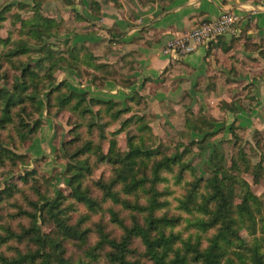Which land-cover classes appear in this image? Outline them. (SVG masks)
<instances>
[{
    "label": "trees",
    "instance_id": "trees-1",
    "mask_svg": "<svg viewBox=\"0 0 264 264\" xmlns=\"http://www.w3.org/2000/svg\"><path fill=\"white\" fill-rule=\"evenodd\" d=\"M87 1L95 7V0ZM40 9L36 1L33 17L20 19L19 38L1 53L12 66L17 58L27 57L28 61L19 65L20 75L11 86L0 85V168H14L21 160L12 146L15 138L25 140L35 131L37 122L34 125L26 118L31 115L28 105L37 103L40 112L36 94H43L49 85L46 105L75 110L80 118L92 115L99 122L106 112L116 109L111 113L115 121L126 111L111 101L104 102L106 110L95 109L96 104L104 103L70 90L66 79L57 83L59 63L78 73L81 65L88 64L106 72L105 78L114 76L109 65L99 63L85 45L74 46L65 57L66 51L47 44L46 40L59 36L60 29ZM8 42L0 38V43ZM35 53L43 54L37 64L47 61L48 66L34 68L31 57ZM64 89L67 97L61 93ZM225 108L235 111L232 103L225 102ZM131 118L123 120L120 130L126 129ZM143 120L137 119V134L127 135V150L110 147L103 153L102 145L79 131L87 127L91 132L97 122L85 127L79 119L73 129L75 137L62 147L69 159L66 192L60 188L51 195L42 183L31 184L32 172L23 177L30 186L12 182L0 191V264H264V199L232 172L238 167L237 159L233 157L228 167L224 154L208 142L215 133L202 128L198 141L199 145L207 143L201 152L210 151V173L206 178L185 181L175 207L166 173H172L175 184L180 185L186 166L181 165L180 154L166 155L149 144L153 134ZM73 148L77 149L72 152ZM93 158L96 162L106 159L112 170L108 178L89 184ZM238 159L245 164L250 161L243 151ZM252 169L257 179L258 171H264L263 167ZM237 195L239 203L234 201ZM244 230L248 238L242 235ZM71 247L79 251L70 252Z\"/></svg>",
    "mask_w": 264,
    "mask_h": 264
},
{
    "label": "rangeland",
    "instance_id": "rangeland-1",
    "mask_svg": "<svg viewBox=\"0 0 264 264\" xmlns=\"http://www.w3.org/2000/svg\"><path fill=\"white\" fill-rule=\"evenodd\" d=\"M36 1L41 4L40 11L42 14L55 20L60 29L59 36L51 37L46 40L47 44L49 43L54 50L61 52L66 51L65 57L71 55L74 46L85 45L89 47L96 57H98L99 63L109 65L110 75L114 76L112 78H105L106 72L97 70L88 64L80 66L81 72H79V74L77 70L64 68L65 65L59 63L55 71L57 83L66 79L70 90L78 93H87V99H98L101 100L102 103L111 101L116 103L119 109H126V111L115 121L111 120V113H114L116 109L106 112L103 119L99 122L94 119L92 115L80 118V115L75 113V110L71 111L68 108H61L60 105L56 106L55 104L48 107L44 96L52 85L47 86L43 94H36L40 98L39 103L42 110L40 112L37 111L36 107H38V105L37 103L35 104V102L32 104L29 103L28 105V111L31 115L26 116V118L28 121H33L34 125L36 124L35 122H37L36 129L33 133H28L25 140L15 138L12 149L17 154H20L21 160L14 168H0V191H2L7 184L12 182H16L20 186L25 184L23 177L27 173L32 172L33 175L29 178L31 184H33V182L35 184L36 182L37 184L42 183L43 190L48 188L51 195L55 194L60 188L66 192L68 189L66 185L69 179V176L66 174V168L69 159L63 152L62 147L66 141L75 137L73 129L76 123L79 122V119H82L85 127L97 122V127L94 126L91 132L87 131V127L78 130L81 131L84 137L89 136L95 142L102 145L103 153H107L110 147L114 149L117 147L121 151L127 150V135L137 134V119L138 117H143L144 124L151 128L153 134V139L148 141L149 144L158 147L166 155L172 156L180 154L182 156L181 165L186 166L184 182L180 185L175 184L174 175L172 173H166L170 178L167 187L173 191V196L170 197L173 206L176 207L177 204L175 198L181 197L184 193V188L186 186L185 181H194L201 177L206 178L210 173L208 160L210 151H207L206 154H202L201 146H207V143L199 145L198 141L203 135L202 131L204 130H202V128L206 130L209 128L207 132L215 133L208 139L211 147H215L219 152L224 154L228 167L232 166L231 159L233 157L236 158L238 167L235 169L232 168V172L240 178L245 179L250 184L253 192L264 199V171H258L259 178L257 179L252 169L253 167L264 168V108L260 110V114L253 118V121H251L252 126L243 118L238 120V122H236L237 124L230 123L219 126L221 121L226 120L225 100L219 99L216 96L209 98L204 95L205 90L197 89L194 95H192L190 91H188V88H186L178 93L181 96L171 97L169 96L170 94H168V97L166 96L164 99L161 98L158 103L155 101L156 99L145 97L146 94H141L137 89L131 90V92L127 91L126 94L109 92L108 90H110V88L108 89L106 87V81L108 80L114 81L116 86H120L124 89L134 84L135 80L132 77V70L135 69V66L128 64L123 69L121 68L122 70L118 69L114 63H110V60H104L105 55H107L106 51L102 52L104 55H96L93 51V47L89 46L87 43L73 44L72 38L68 37V35L71 31L80 27V22H77V24L73 26L68 18H64V5H79L80 1L62 0L64 5H61V10L59 11L55 4L49 2L50 0H33L31 3H27L23 0H18L17 2H15V0H0V38L9 40L6 45L0 43L2 44L0 45V85L7 84L11 86L12 83L15 82L16 76L20 75L21 68L19 65L22 62L26 63L28 61L27 57L17 58L12 66L8 60L1 57V53L6 49L4 46L11 47V43L19 38L17 30L21 27L20 19L25 20L33 17L32 7ZM95 1V7H91L89 1H87V7L97 23L101 22L107 5L114 3L119 6L121 3L119 0ZM155 2L156 0H136L134 3L141 7H146ZM68 9L69 12L67 13H69L70 16H72L73 13L78 14V11L73 7H69ZM240 17L243 19V16ZM81 24L82 26L84 25L83 23ZM87 29L90 32H97L98 30H104L105 32V29L97 27L96 25L90 26ZM105 48L110 50L108 46H105ZM259 48L260 47H258V50ZM40 57H43V54L35 53L31 57L34 60L32 64L34 68L37 67L36 65L44 68L48 66L47 61H44L42 64H37ZM167 79V77L163 78L165 82H168ZM176 84L177 83L174 82L173 85H170L172 88L170 90H176L174 87ZM240 84L242 87L240 88L243 91L245 89L248 93H246L245 98L240 96L237 98L235 96L232 101H240L242 105H253L252 108H254L258 101L249 91V85L245 87L244 82ZM198 85L200 86L201 84ZM170 86L165 87L170 88ZM161 87H164L163 81L151 84L152 92H150V94L155 93ZM61 93H65L63 97L68 96L66 89L62 90ZM110 95L117 97H111ZM104 104L103 106L96 104L95 109L104 110L105 108L106 110V104ZM238 105L239 108H243L239 103ZM235 116L237 117L238 114ZM130 117H132V121L126 129L120 130L123 120ZM201 120L207 124L202 123ZM102 125L104 126L102 127ZM80 145L81 143L78 144V146ZM74 148L72 152L77 149ZM240 151H243L249 158L250 161H248V164L238 159ZM91 162L93 172L89 176L90 179L87 180L89 184L94 180L104 179L110 176L112 167L106 159L96 162L95 158H93ZM178 169L179 167H176V171ZM46 180L47 182L45 183ZM25 185L30 186V184ZM95 193L97 194V192ZM32 198L34 199L35 196H32ZM234 201L235 203H239L240 197L237 195ZM241 233L244 237H249L246 230ZM95 239L96 235L92 236L91 243H94ZM78 251L79 249L76 247L70 248V252Z\"/></svg>",
    "mask_w": 264,
    "mask_h": 264
},
{
    "label": "crops",
    "instance_id": "crops-1",
    "mask_svg": "<svg viewBox=\"0 0 264 264\" xmlns=\"http://www.w3.org/2000/svg\"><path fill=\"white\" fill-rule=\"evenodd\" d=\"M23 1L31 3L33 0ZM76 1L80 4L67 6L62 0L49 1L59 11L64 5V18H68L73 26L80 22L81 28L68 35L73 44L87 43L96 55H104L102 52L106 51L104 60H110L118 69L128 64L135 66L132 70L135 83L124 89L108 80L106 87L110 88L109 92L126 94L137 89L158 103L168 94L171 97L181 96L178 93L186 88L192 95L197 89L205 90L204 95L209 98L216 96L234 104L235 111L227 109L226 120L221 121L219 126L237 124L242 118L252 126L251 121L264 108V0H156L146 7L134 3L136 0H119V6L110 3L105 7L100 23L92 17L87 0ZM69 7L76 9L78 14L70 16L67 13ZM225 10L243 16L238 37H220L181 58L175 59L163 52L170 40L203 22L218 19ZM93 25L105 29V32L88 31L87 28ZM164 77L168 78V82L163 80ZM160 81H163L164 87L150 94L151 84ZM174 82L177 83L174 85L176 90L172 91L170 85ZM243 82L245 87L249 85V91L258 101L254 108L253 105L232 101L235 96L246 97L248 92L240 86ZM238 103L243 108H239Z\"/></svg>",
    "mask_w": 264,
    "mask_h": 264
},
{
    "label": "built area",
    "instance_id": "built-area-1",
    "mask_svg": "<svg viewBox=\"0 0 264 264\" xmlns=\"http://www.w3.org/2000/svg\"><path fill=\"white\" fill-rule=\"evenodd\" d=\"M242 18L231 11H223L219 18L195 26L185 35L170 40L164 53L172 58H181L193 52L199 46H207L220 37H233L240 34Z\"/></svg>",
    "mask_w": 264,
    "mask_h": 264
}]
</instances>
